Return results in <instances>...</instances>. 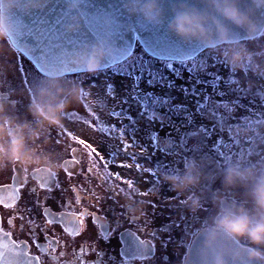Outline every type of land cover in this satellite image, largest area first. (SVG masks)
<instances>
[{
    "label": "flooded vegetation",
    "instance_id": "1",
    "mask_svg": "<svg viewBox=\"0 0 264 264\" xmlns=\"http://www.w3.org/2000/svg\"><path fill=\"white\" fill-rule=\"evenodd\" d=\"M5 48L11 51L0 56V97L24 118L31 86L45 76L10 42ZM78 75L67 76L75 81ZM82 89L81 102L68 110L63 127L49 130L42 149L63 163L58 173L18 166L0 169V253L7 257L0 264H15L17 252L21 257L26 254L32 264H184L189 245L213 212L211 203H202L196 214L188 212L185 197L162 183L163 173L182 170L189 159L199 161L193 151L185 156V146L178 144L186 130L159 128L143 114L152 127L141 134L136 116L129 112H87V93ZM152 134L170 138L171 146L156 143ZM173 134H181V140ZM79 140L91 144L95 154L87 155L89 149ZM258 152L253 155L251 149L248 157L254 165ZM231 157L237 161L234 154ZM127 180L133 181L135 190L127 187ZM215 191H224L221 178H208L199 188L200 195L205 192L202 200ZM125 193L144 202L142 217L128 215ZM225 195L240 199L242 190ZM73 214L81 220L75 232Z\"/></svg>",
    "mask_w": 264,
    "mask_h": 264
},
{
    "label": "clouds",
    "instance_id": "2",
    "mask_svg": "<svg viewBox=\"0 0 264 264\" xmlns=\"http://www.w3.org/2000/svg\"><path fill=\"white\" fill-rule=\"evenodd\" d=\"M52 0H0V56L14 38L13 17L44 11ZM67 35L81 31L85 0H64ZM127 14L144 25L164 28L185 45H199L211 50L233 71H250L264 77V52H254L245 39L253 41L264 34V0H122ZM126 49L111 34L106 18L105 31L82 47L64 53L66 62L86 74L103 72L120 59ZM83 98L80 83L63 71H55L35 81L21 118L6 97H0V169L13 166L58 173L63 163L42 149L48 143V132L63 127L65 115ZM101 106L102 102L90 100ZM204 179L203 166L189 159L182 170L165 172L162 183L185 197V209L196 214L202 207L199 188ZM224 191L211 193L208 200L212 214L199 229L188 264H264V166L228 162L221 172ZM241 189L240 199L225 192ZM124 205L130 217H142L144 202L125 193Z\"/></svg>",
    "mask_w": 264,
    "mask_h": 264
},
{
    "label": "rangeland",
    "instance_id": "3",
    "mask_svg": "<svg viewBox=\"0 0 264 264\" xmlns=\"http://www.w3.org/2000/svg\"><path fill=\"white\" fill-rule=\"evenodd\" d=\"M245 43L254 52H264V34ZM131 55L124 65L112 66L97 74L80 73L74 77L75 81L86 90L87 112L91 109H96L95 111L99 113L129 112L136 116V128H139L141 134L146 127H152L151 123H146L144 118H141L145 113L149 114L152 118L151 122L159 128L168 131L183 128L186 130L185 133L183 132L185 136L184 139L182 138L183 142L178 144L187 146L182 149L185 150L184 155L186 151L190 152L189 149H192L193 145L198 144L196 148L199 150L193 152L203 166V185L208 178H221L222 168L231 160L228 158L231 154L235 155L237 161L242 158L240 162L247 163L249 154L247 150L258 145L256 147L258 150L264 147V77L250 71H233L217 53L211 50H204L190 62L179 64L182 67L154 62L142 55V51L138 48ZM157 64L169 67L173 71L178 70L177 75L180 74L179 71L188 68L186 70L191 74V79L183 77V80H179L178 76L173 80L169 78L168 81L173 83L176 81L177 85L169 87L165 82L166 75L160 73ZM128 72L141 73L143 81L138 84L136 79H129L126 76ZM114 73L120 74L118 78L121 82L115 83L117 88L111 93L107 81ZM172 73L166 74L170 77L169 74ZM231 81L237 83L230 84ZM156 98H161V102L153 103ZM165 99L169 100L168 104L162 102ZM90 100L100 101L102 105H93ZM205 100L208 104L198 108L197 104L203 105ZM177 106L183 107L178 109ZM189 115L192 117V123H189ZM229 115L233 118L228 119ZM242 117L250 118L240 119ZM238 123L242 127H238ZM199 126H205L208 135ZM243 128L246 134L237 130ZM193 134H195L194 138ZM243 134L245 137L242 139ZM179 135L181 134H173L176 140L179 139ZM171 142L170 138H158L156 143L171 146ZM232 148L241 149L234 153L231 151ZM203 203L210 201L204 197Z\"/></svg>",
    "mask_w": 264,
    "mask_h": 264
},
{
    "label": "water",
    "instance_id": "4",
    "mask_svg": "<svg viewBox=\"0 0 264 264\" xmlns=\"http://www.w3.org/2000/svg\"><path fill=\"white\" fill-rule=\"evenodd\" d=\"M83 8L84 23L81 31L74 35H67L63 30L64 0H52L48 8L31 16L17 13L12 19V23L15 21L13 23L15 32L10 42L11 46L43 76L55 71H63L67 75L84 73L81 69L68 65L64 53L82 47L102 35L107 18L111 21L113 39L123 46L126 52L106 69L126 60L132 54L136 43L145 54L160 61L184 62L205 50L199 45H185L169 35L166 29L144 25L138 18L129 16L122 0H85ZM168 46L171 48L165 50ZM3 240L10 241L6 238ZM10 247L4 245V248ZM191 247L192 242L184 264H188ZM15 264L32 263L28 256L23 254V257L20 255L15 259Z\"/></svg>",
    "mask_w": 264,
    "mask_h": 264
},
{
    "label": "trees",
    "instance_id": "5",
    "mask_svg": "<svg viewBox=\"0 0 264 264\" xmlns=\"http://www.w3.org/2000/svg\"><path fill=\"white\" fill-rule=\"evenodd\" d=\"M136 48H138L139 50H141V48L140 47H138V44H135V48H134V50H133V52H132V54L135 52V49ZM208 50V49H207ZM142 51V50H141ZM142 55H144L145 57H147L148 59H150V60H152V61H154V62H158V63H163V64H166V63H169V64H172V65H179V64H181V65H183V64H186V63H188V62H190V60H187V61H185V62H172V61H160V60H156V59H154V58H152V57H150V56H148V55H146L143 51H142ZM130 56H132V55H130ZM127 60H128V58L126 59V60H124L123 62H121V63H119V64H117V65H115V66H120V65H124V64H126V62H127ZM153 62V63H154ZM158 65V64H157ZM181 65H179V66H181ZM158 67L160 68V73L161 74H163V75H166V80H165V82H167L168 84L170 83L173 87L174 86H177L176 85V81L173 83V82H170V81H168V79L170 78L171 80H173V79H175L177 76L178 77H180L179 78V80H183V77H185V79L186 78H190L191 79V74H189V72H188V70H186V69H188V68H186V69H183L182 71H179L180 72V74H178L177 75V73H176V71H178V70H176V71H173V70H171L169 67H165L164 65H158ZM182 67V66H181ZM168 72H173L172 74H169L170 75V77L166 74V73H168ZM184 74H186V75H184ZM119 75L120 74H116V73H114L111 77H109L108 78V81H107V84L109 85V92L111 91V93H113L114 91H115V89L117 88L116 86H117V84H115L117 81H119ZM129 79H136V82L139 84V83H141L142 81H143V75L141 74V73H139V74H133V73H129L128 72V75H126ZM189 76V77H188ZM137 77H139V79H137ZM172 77V78H171ZM207 79H205V81H206ZM138 81H140V82H138ZM119 82H121V81H119ZM210 82H208V84H209ZM218 82H216V84H217ZM113 95V94H112ZM206 104H208V102L205 100L204 101V104L203 105H206ZM210 106V105H209ZM146 114V113H145ZM237 126L238 127H242L241 125H240V123H238L237 124ZM260 126H263V124H260ZM226 128V127H225ZM238 130V132H243V133H245V130H244V128L243 129H237ZM258 131V133H259V130H257ZM232 133H234V131H232ZM246 134V133H245ZM245 134H243L244 136H242L241 138L243 139L244 137H245ZM259 146V145H258ZM258 146H254L252 149H254L255 150V153L253 154V155H256V152H257V148L256 147H258ZM247 152H249V153H251V149L250 150H247ZM262 153V154H261ZM247 157H249V155L247 156ZM231 160H232V157H231ZM248 161H247V163H246V165H254V163H251V159L250 158H248L247 159ZM257 163H255V166H264V147L263 148H261V149H259V152H258V157L256 158V160H255Z\"/></svg>",
    "mask_w": 264,
    "mask_h": 264
},
{
    "label": "snow or ice",
    "instance_id": "6",
    "mask_svg": "<svg viewBox=\"0 0 264 264\" xmlns=\"http://www.w3.org/2000/svg\"><path fill=\"white\" fill-rule=\"evenodd\" d=\"M13 23H15V21H13ZM9 42H11V40H10ZM169 48H171V46H168L165 50H168ZM246 72H247V71H246ZM160 78L162 79V77H160ZM137 79H139V77H137ZM153 82H155V80H154ZM231 83H237V81H231L230 84H231ZM168 86H169V87H172V85H171L170 83H169ZM229 87H230V85H229ZM223 94H224V93H221V95H223ZM160 102H161V98H156V99L153 100V103H160ZM162 102H163L164 104H168V103H169V100L165 99V100H163ZM237 102H238V101H237ZM182 107H183V106H177L178 109H179V108H182ZM197 107H198V108H203V107H205V105L197 104ZM184 110L187 111L186 108H184ZM232 118H233V117H232L231 115H229L228 119H232ZM249 118H250V117H242V118H240V119H245V120H247V119H249ZM221 119L223 120V117H221ZM188 120H189V123H192V122H193L191 115H189ZM199 127L201 128V130H203V131L205 132L206 135H208V131H207V128H206L205 126H199ZM194 137H195V134H193V138H194ZM151 138H152V139H158V137H157L155 134H152ZM78 143L84 145L85 148L89 149V152L87 153V155L91 156V155L95 154L96 149H94V148L92 147L91 144H87L84 140H79ZM185 144H186V142H185ZM189 150H190V151H197V150H199V149L196 148V147H193L192 149H189ZM72 151L75 152L76 149H73ZM251 154H252V153H249L248 155H251ZM225 158L227 159V157H225ZM74 162L79 163V161H76L75 158H74ZM92 165H93V167L95 166V161L92 162ZM125 167H131V165H126ZM137 167H139V166L137 165ZM117 179H119V176H117ZM125 183H126V185H127L128 188H132L133 190H135V189H134V183H133L132 180H127V181H125ZM142 195H146V193H144V194H142ZM2 202H3V201H0V203H2ZM73 217H74V219H75V225H74V227H73V231L75 232L76 230L79 229V227H81V220H80V217H75L74 214H73ZM49 222H51V221H49ZM6 235H7V234H6ZM13 247H15L14 244H13ZM15 255H16V256H20V255H22V254L19 253V252H17V253H15ZM0 259H4V260L6 261V260H7V257H6L3 253H0Z\"/></svg>",
    "mask_w": 264,
    "mask_h": 264
}]
</instances>
